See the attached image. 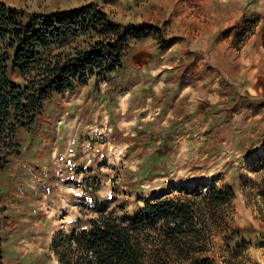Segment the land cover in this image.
Listing matches in <instances>:
<instances>
[{
	"label": "rangeland",
	"instance_id": "obj_1",
	"mask_svg": "<svg viewBox=\"0 0 264 264\" xmlns=\"http://www.w3.org/2000/svg\"><path fill=\"white\" fill-rule=\"evenodd\" d=\"M89 1L98 2L104 26L119 25L102 35L81 31L74 47L89 51L106 39V51L116 44L122 50L120 64L129 51L125 68L93 75L85 95L98 93L92 96L98 123L84 124L80 139L48 138L42 105L32 125L15 130L16 147L3 155L0 168L1 264H59L52 246L60 234L87 229L100 211L132 217L154 197L176 196L184 188L197 195L212 188L231 191L223 220L210 223L201 258L264 264V0H0V8L27 24ZM140 29L145 37L135 34ZM148 36L160 56L174 53L181 67L172 76L180 82L170 88L186 105L178 110L183 116L175 122L178 135L168 140L137 129L144 113L132 110L142 92L135 101L133 93L125 98L132 86L147 83L148 70L132 67L129 57L143 62L141 53L154 44L142 41ZM69 48L64 44L54 54ZM167 56L160 60L174 63ZM33 73L22 75L9 64L8 77L18 86ZM167 84H155L154 92ZM145 95L155 97L151 91ZM135 115L137 121L130 122Z\"/></svg>",
	"mask_w": 264,
	"mask_h": 264
},
{
	"label": "trees",
	"instance_id": "obj_2",
	"mask_svg": "<svg viewBox=\"0 0 264 264\" xmlns=\"http://www.w3.org/2000/svg\"><path fill=\"white\" fill-rule=\"evenodd\" d=\"M92 10L86 7L71 13L36 16L23 24L17 13L0 8V168L4 165L3 155L16 147L15 130L34 123L52 90H72L75 83L90 76L99 78L122 70V50L116 44L108 45L106 51V39L96 42L89 51L70 47L65 53L54 54L55 48L81 31L102 35L107 28L117 29L112 24L104 26L103 15ZM146 33L140 29L135 34L139 38ZM10 63L22 75L34 72L24 85L10 81ZM11 111L13 121L9 122ZM178 191L176 196L168 192L154 197L132 217L100 211L98 217L89 220L87 229L60 234L52 246L58 263L213 264L201 258L206 251L204 242L212 230L210 223L223 220L231 191L212 188L204 195H197L195 189ZM1 260L0 238V264Z\"/></svg>",
	"mask_w": 264,
	"mask_h": 264
},
{
	"label": "crops",
	"instance_id": "obj_3",
	"mask_svg": "<svg viewBox=\"0 0 264 264\" xmlns=\"http://www.w3.org/2000/svg\"><path fill=\"white\" fill-rule=\"evenodd\" d=\"M182 3L184 2L182 1L181 5ZM188 4L191 5L192 3L188 2ZM86 7L95 9L97 12L98 10L102 11V9L98 6V2L89 1L88 3L77 4L64 9L54 10L49 15L71 13L74 11L82 10ZM112 24L119 25L116 22H112ZM152 39L153 38L151 36L142 39V41L151 40V42H154V44L149 49L150 51L141 53L140 55V57L143 56V58L141 57V61H146L145 64H143V62L138 64V60L135 58V56L131 58L129 57V60H133L132 67L140 68L141 66L143 67V69L146 68V70H148V77H143L147 80V83L132 86L130 88V91L126 93L125 98L130 93H133L132 100L135 101L137 99L136 97L140 94V92H142L144 94V97L141 99V103L135 104V106L138 107L137 109L132 110L136 113H144V116L140 119L143 124H137V129H139V131L143 133H146L149 136L161 137L168 140L171 139L173 136L178 135L179 129L176 128L175 122L183 118V116L179 114L180 112L178 110L180 106L186 105V102L183 99L178 98L179 94H177L178 96H172L173 90H171L170 88L173 84L176 85L180 82L178 79L173 80L172 76L176 72V68L181 67L176 65V59L178 57H176V55H173L174 53L168 56L167 54L160 56L161 49H158L156 41H153L154 39ZM209 39L212 38L207 35L206 40ZM77 44H79V38H72L67 41V45L70 47L77 46ZM127 54H129V51L128 53H126V55ZM126 55L122 58V70L120 72H122L125 68L124 66L127 60ZM165 56H167L168 58H173L174 63L168 60H160L162 58H165ZM141 73L145 74L143 70L141 71ZM164 82L168 83L167 86L162 87V89H160L159 91V94L155 93L154 91L157 90V86H155V84L160 85ZM94 83L95 77L92 76L88 78L84 83L78 84L76 86L77 88L70 92L59 94L55 90L52 91L47 97V99L42 102L41 114L43 117H45V119H47L48 123L47 130L45 132L48 138L54 139V143H58L59 140L65 139L68 137V135L72 134H74L73 136L75 140H78L81 137L80 134L84 129V124L88 123L89 120L91 123H98V105H96L95 102H92V96L98 97V93L97 91H93V93H90L92 96L86 97L85 95L86 91L89 92L88 89H90V86H92ZM186 88L189 87L186 86ZM146 91H151L155 94V97L147 96V98H145ZM46 109L50 112L45 113ZM160 112L161 114L163 113L161 116L159 115ZM133 117L134 120H130V122L132 123L133 121H137V116L135 115ZM209 123L210 122H207L203 128H208ZM187 124H190V122H188ZM64 126H68V128H66L65 130L60 129V127ZM77 131L80 133L77 134ZM76 144L77 141L72 143L71 146L74 147L76 146ZM54 147L55 150H57V147Z\"/></svg>",
	"mask_w": 264,
	"mask_h": 264
}]
</instances>
